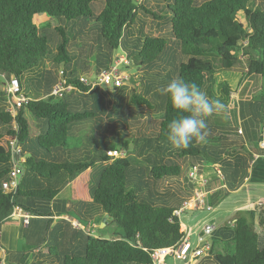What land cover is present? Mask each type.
Listing matches in <instances>:
<instances>
[{
  "label": "trees",
  "instance_id": "1",
  "mask_svg": "<svg viewBox=\"0 0 264 264\" xmlns=\"http://www.w3.org/2000/svg\"><path fill=\"white\" fill-rule=\"evenodd\" d=\"M40 14L57 20L54 33L32 23ZM118 51L137 69L136 89L113 90L124 101L112 99L108 89H90L79 82L107 68ZM222 71L264 80V0H0V77L17 79L27 99L12 116L7 96L0 91V226L12 219L15 207L29 215L43 214L22 200H53L60 190L54 181L70 183L73 201L87 204L90 173L97 162L107 163L94 180L91 198L109 217L107 227L115 231L87 237L83 255L63 261L153 264V251L176 247L183 239L174 213L194 194L196 186L187 176L191 167H197L208 184L204 169L209 166L216 176L219 171L222 180L217 177L229 190L246 177L249 157L238 152L255 140L245 136L231 146L238 126L218 128L213 115L207 121L205 143L177 150L167 139V124L180 113L158 89L181 76L228 107L233 91L227 82H217ZM61 77L73 89L58 98L51 92ZM47 88L51 92H45ZM88 91L108 100L76 104ZM98 115L108 122L99 126L100 152L90 156L97 147L89 148L82 157L77 153L89 146L83 147L85 140L78 134ZM127 126L131 131L135 126L144 129H136L131 138ZM92 138L99 141L97 135ZM12 141L21 151L15 160L24 161L17 189L5 192L2 183L14 159ZM117 146L123 156L109 158L108 150ZM32 177L42 179L43 186ZM223 231L229 235L214 230L210 236L207 253L214 264H264V206L239 214L232 228L225 226Z\"/></svg>",
  "mask_w": 264,
  "mask_h": 264
},
{
  "label": "crops",
  "instance_id": "2",
  "mask_svg": "<svg viewBox=\"0 0 264 264\" xmlns=\"http://www.w3.org/2000/svg\"><path fill=\"white\" fill-rule=\"evenodd\" d=\"M116 56L117 53L114 54L113 59ZM2 84L4 85L5 82H2ZM44 90L45 92L47 90L50 91L48 88ZM108 90L112 92V99L124 101L119 94L113 93L114 91L112 89ZM90 91L84 93L82 96H78L75 103L98 104L96 99L100 101L108 100L106 96L99 97V95L92 94ZM71 92L72 91L66 92L65 94H71ZM239 105L241 107L242 104ZM263 105L264 104H255L256 108L264 114ZM93 107H95V105H93ZM9 109L8 107L7 110L9 111ZM2 110L3 106L0 103V111ZM102 122L108 123L106 118L103 119L98 115L92 120H88L87 124H84V127L80 129L78 137L85 140L83 145L84 148L85 146L89 147H87L85 152L83 149L81 154H79L80 152L77 153L78 155L84 157L85 154L89 153V148L95 147L97 148L93 150V154L90 156L94 157L97 152H100L103 129L102 127L99 128V126L102 125ZM240 130L243 135L246 134L244 128ZM93 134L97 135L99 141H94V138L91 140V137L94 136ZM89 135H91V137H89ZM245 136L246 135H244V138ZM246 137L251 138V140L253 137L256 138V140L261 138V141H253L256 142L255 145H253L252 141H247L244 149L238 152L240 156L249 157V161L246 177L237 188L229 190L223 187L221 180H219L215 173H212L213 171L209 166L204 169V174L209 179L207 201L212 207L210 212L218 213L220 209L221 212L216 216H207L203 211L188 210L180 215L181 231L184 234L182 240L186 246V253L198 246L201 230L206 224L214 225V233L217 232L219 235L224 234L227 237L229 234H226L223 228L225 226L232 228L239 214L251 211L255 207L264 206V149L260 147L261 143L264 142L263 125L260 135ZM120 149L121 147L117 146L115 150ZM230 164L231 162L228 163V166ZM107 165V163L97 162L91 171L90 182L86 188L87 204H78L73 201L74 195L70 183L62 185L61 182L55 183L56 181H54L52 185L56 188L59 187L60 190L53 200L42 201L24 198L22 201L28 208L44 212L46 215H44V213L30 214L29 224L27 226H24L20 219L13 216L11 220L6 221L0 226V264H65L63 261L65 257L69 260V258H80L83 255L87 237L96 238L107 234L108 219H106L105 223L102 222V219L107 215L103 212L101 206L93 202L91 198L92 189L95 187L94 180ZM32 178L37 186H43L44 181L42 179L37 177ZM173 187H175V185ZM223 201L232 205H223ZM219 203L221 204L219 205ZM44 208H46V210ZM191 238L194 239V243H192ZM211 239L212 237L208 242H211ZM260 242L264 245V233L260 234ZM184 263L214 264L207 252L190 263Z\"/></svg>",
  "mask_w": 264,
  "mask_h": 264
},
{
  "label": "built area",
  "instance_id": "3",
  "mask_svg": "<svg viewBox=\"0 0 264 264\" xmlns=\"http://www.w3.org/2000/svg\"><path fill=\"white\" fill-rule=\"evenodd\" d=\"M140 2L141 0H135ZM131 62L127 59L125 54H117L113 59L112 63L103 69L97 70L91 77L82 76L79 78V82L84 86L92 88H104V89H116L122 86H127L130 84L132 79V74H128L125 68H128ZM62 75V71L59 72ZM73 86L65 82L61 77L57 84L52 89L51 95L61 98L64 93L72 91ZM4 93L10 104L9 112L12 116H15L17 110L26 103L27 99L21 94V89L18 80L15 78H10L5 81ZM260 147L264 149V142L261 143ZM11 155L14 158L12 163V169L9 172L8 178L2 183V189L5 192H14L17 189L22 169L20 163L24 161V158H20L18 161L15 157H18L21 153L20 148L16 146L15 142H10ZM109 158H120L123 156L122 150H109L107 152ZM217 176L222 180V176L218 171ZM188 177L195 184V190L193 196L185 201L177 211L175 215L180 217V215L188 210L194 211H207L210 212L212 207L207 201V185L208 180L199 172L197 167L193 166L188 170ZM12 217L15 216L20 219L24 226L29 224L30 215L29 213L21 207H15L12 212ZM215 230L214 225L206 224L200 233L198 246L193 248L190 252L186 253L185 245L183 240L176 246L171 248L157 249L151 254V261L153 264H165V258L167 256H173L177 260H181L186 263H190L196 258H199L202 254L209 250L210 243L208 242L211 234ZM1 237V228H0Z\"/></svg>",
  "mask_w": 264,
  "mask_h": 264
},
{
  "label": "rangeland",
  "instance_id": "4",
  "mask_svg": "<svg viewBox=\"0 0 264 264\" xmlns=\"http://www.w3.org/2000/svg\"><path fill=\"white\" fill-rule=\"evenodd\" d=\"M32 23L35 24L39 29L46 31L49 34V33H54L53 28L57 25V20L50 18L45 14H40L34 18ZM145 29H147V26ZM50 39H52V38L49 37L48 41H50ZM117 54L121 55L123 53L118 51ZM47 68H48V65H46L45 69H47ZM125 70L127 71L128 74H133V76H132L133 82L132 83L130 82V84L127 85V88H131V89L135 88L136 89L137 88V86H136V83H137L136 82L137 81L136 80V78H137L136 67H134L133 63H131V66H129L128 68H125ZM2 82H5V81L2 78H0V91L1 92L4 91V85L2 84ZM134 82H136V83H134ZM217 82H219V83L220 82H227L233 91L230 95L231 100L229 101L228 107H225L223 112H221L220 114L215 115V120L220 124L218 128H222L223 126H233L234 128L236 126L240 127L238 136L236 138L232 139L234 142H233V144H230V145L235 146V145H237L236 143H240L239 142L240 140L245 139L244 135H246L248 137H252L253 135H260V132L262 130V125L264 127V114L261 113V111H259L256 108L255 104H264V80L260 79V78H255V77H251V78L241 77L240 73H238V72H231V71L230 72H223L222 71V72H219L217 74ZM1 104H3V103H1ZM239 104H242L241 107ZM125 105L126 104L123 105L124 110L126 109ZM122 110L123 109L118 108V110H116V111L120 112ZM119 117L122 118L123 116H119ZM154 117L155 116L153 115V118ZM129 120L130 119H128L127 121H129ZM130 124L131 123L129 122L128 125H130ZM211 125L214 126L215 123L211 122ZM119 127L123 128L124 126L120 125ZM127 128L129 130V133H128V131H125V132L131 138L136 135V131H137L136 129H144L143 127H140V126L139 127L135 126L136 129L133 131H131L132 129L129 126H127ZM241 128H244V132L246 134H244V135L242 134V132L240 130ZM89 137H91V135H89ZM252 139L256 141V138L253 137ZM255 144H256V142H253V145H255ZM131 146H134V144L131 143L130 148H131ZM136 159H137V157L134 156L133 161H135ZM129 171L131 174L133 173V172H131V170H129ZM187 176H188V173H187ZM55 183H58V181H56ZM220 204L221 203H219V205ZM222 204L226 205V206L232 205V204H227V202H225V201H223ZM219 205H218V207H219ZM44 209L46 210V208H44ZM220 210L218 211V213L221 212ZM203 212L207 216L218 215L217 212L216 213H214V212L211 213V212H207V211H203ZM107 230H108L107 234H111L115 231L114 227H108ZM191 239H192V243H194V239L193 238H191ZM172 257L173 256H167V258L165 259V264H185L184 262L178 261Z\"/></svg>",
  "mask_w": 264,
  "mask_h": 264
},
{
  "label": "clouds",
  "instance_id": "5",
  "mask_svg": "<svg viewBox=\"0 0 264 264\" xmlns=\"http://www.w3.org/2000/svg\"><path fill=\"white\" fill-rule=\"evenodd\" d=\"M168 97L180 115L167 124V139L177 150L188 149L194 142L205 143L209 136L208 118L223 112L225 105L210 98L195 82L176 76L158 89Z\"/></svg>",
  "mask_w": 264,
  "mask_h": 264
},
{
  "label": "water",
  "instance_id": "6",
  "mask_svg": "<svg viewBox=\"0 0 264 264\" xmlns=\"http://www.w3.org/2000/svg\"><path fill=\"white\" fill-rule=\"evenodd\" d=\"M118 149H119V147H118ZM109 217L108 216H106L104 219H102V222H104L105 223V221H106V219H108Z\"/></svg>",
  "mask_w": 264,
  "mask_h": 264
}]
</instances>
